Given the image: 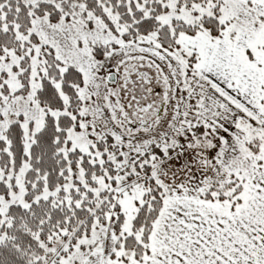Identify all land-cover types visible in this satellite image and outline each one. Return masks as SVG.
I'll use <instances>...</instances> for the list:
<instances>
[{
  "label": "snow or ice",
  "instance_id": "1",
  "mask_svg": "<svg viewBox=\"0 0 264 264\" xmlns=\"http://www.w3.org/2000/svg\"><path fill=\"white\" fill-rule=\"evenodd\" d=\"M0 264H264V0H0Z\"/></svg>",
  "mask_w": 264,
  "mask_h": 264
}]
</instances>
